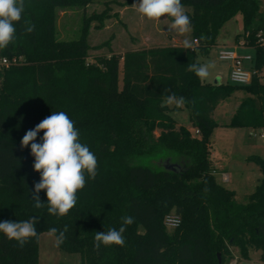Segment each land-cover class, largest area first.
Returning a JSON list of instances; mask_svg holds the SVG:
<instances>
[{"label":"trees","instance_id":"trees-1","mask_svg":"<svg viewBox=\"0 0 264 264\" xmlns=\"http://www.w3.org/2000/svg\"><path fill=\"white\" fill-rule=\"evenodd\" d=\"M89 2L25 0L16 39L0 50V59L9 61L0 68V222L35 216L38 234L67 225L58 249L78 254L80 264H229L233 249L243 259L259 250L264 262V160L249 157L262 176L246 203L238 204L235 193L215 180L209 158L217 126L264 133V83L252 77L247 85H205L187 70L240 15L243 44L255 50L253 68L264 71V50L256 43L259 31L264 36L261 0H181L191 8L190 49L126 50L90 63L84 17L77 39L56 36L57 11ZM23 20L35 25L32 33L24 31ZM165 88L185 98L197 133L176 124L164 104ZM228 100L237 105L219 123V108ZM54 111L67 113L98 161L96 178L86 177L76 206L62 218L48 214L47 205L34 207L31 192L40 174L30 146L20 147L25 133ZM166 160L178 171L165 167ZM39 196L47 202L45 190ZM168 215L179 217L176 227L165 224ZM124 216L134 217L123 233L125 245L96 249L95 232L119 229ZM0 264H38V239L20 247L0 233Z\"/></svg>","mask_w":264,"mask_h":264},{"label":"rangeland","instance_id":"rangeland-1","mask_svg":"<svg viewBox=\"0 0 264 264\" xmlns=\"http://www.w3.org/2000/svg\"><path fill=\"white\" fill-rule=\"evenodd\" d=\"M136 2L138 0H90L84 8L71 7L58 10L57 39L65 41L77 39L84 17L88 24L86 61L89 63L97 56L108 57L112 54L120 55L126 50L183 44L185 39L191 41L190 32L179 34L168 30L171 18L166 19L162 16L160 20H148L143 17L131 6ZM184 8L186 14L191 12L190 7ZM261 10L264 11V0H261ZM93 16L99 18H90ZM216 42L207 53L196 55L199 64L213 65L209 68V76L201 80L205 85L229 83L228 73L231 63L219 59L217 52L218 48L228 46L232 42L234 44L243 42L240 15H236L220 28ZM248 53L253 55L250 50ZM236 105L235 100H228L220 106V117L216 118L217 121L222 123L228 120ZM179 113L181 112L175 111V115ZM180 124L191 128L185 115H182ZM250 132L251 130L245 127L217 126L210 135L209 158L213 168L218 169L214 173V178L225 188L234 191L238 204L246 203L248 195L254 191L262 176L256 163L249 160V157L256 155L264 160V142L259 137L260 131H256L254 135H249ZM163 163L168 164V160ZM223 172L229 180L228 178L223 180ZM232 254L233 259L229 264H264L259 260V250H252L249 259L240 258L236 249L232 250ZM38 264H80V257L78 254L59 250L54 238L49 237L48 232H43L39 234L38 239Z\"/></svg>","mask_w":264,"mask_h":264},{"label":"clouds","instance_id":"clouds-1","mask_svg":"<svg viewBox=\"0 0 264 264\" xmlns=\"http://www.w3.org/2000/svg\"><path fill=\"white\" fill-rule=\"evenodd\" d=\"M25 6V0H0V50L7 48L16 39V24L22 21ZM131 6L148 20H160L162 16L166 19L171 18L169 31L186 34L192 30L190 17L186 14L181 0H138ZM22 27L26 33H32L35 25L23 20ZM183 46L185 49L192 47L187 39L183 41ZM212 66L191 63L187 70L205 80ZM164 92L168 93L164 98L165 105L176 108L185 105L186 100L183 96L178 97L167 88ZM41 132L43 136L37 142L38 134ZM29 146L30 154L34 157L33 169L40 174V179L34 184V190L31 192L34 207L39 209L47 205L48 214L62 218L76 206L77 192L85 188L87 179L96 178L97 157L87 145L80 142L79 130L64 111H54L33 129L28 130L20 141V147L23 149ZM41 190L46 192V203L41 202L39 196ZM38 222L39 218L35 216L17 222L2 221L0 233L23 247L31 239H39L36 230ZM132 223L134 217L124 216L119 229L109 228L106 232H95L94 247L96 249L101 245L123 247L125 245L123 233ZM67 231V225L63 230L52 227L48 230V236L54 238V243L58 247L65 242Z\"/></svg>","mask_w":264,"mask_h":264},{"label":"built area","instance_id":"built-area-1","mask_svg":"<svg viewBox=\"0 0 264 264\" xmlns=\"http://www.w3.org/2000/svg\"><path fill=\"white\" fill-rule=\"evenodd\" d=\"M193 43L196 44V40H193ZM256 43L264 50V36L260 31L256 34ZM241 44L244 45L243 42ZM217 56L219 59L227 60L231 63L228 73L229 83L235 85H247L251 82L252 77H256L260 80V82L264 83V71H258L254 68H243V61L248 60L250 58L249 56H240L234 51L227 49H219L217 52ZM15 62L16 59L13 58L12 63ZM8 64L9 61L7 59H0L1 66H6ZM255 132V130H251L249 135H254ZM194 133H197V131H195ZM259 137L261 138V141L264 142V133H260ZM222 177L223 180H227L225 175H222ZM179 221V217L174 215H168L165 217V224L170 227H176L179 224Z\"/></svg>","mask_w":264,"mask_h":264},{"label":"crops","instance_id":"crops-1","mask_svg":"<svg viewBox=\"0 0 264 264\" xmlns=\"http://www.w3.org/2000/svg\"><path fill=\"white\" fill-rule=\"evenodd\" d=\"M242 43V42H241ZM240 42L238 44H234L232 42V44L230 43V45L228 46H222L218 49H227V50H232L234 51L236 54L240 55V56H249L250 58L248 60H244L243 61V68L245 69H251L253 68V65H254V57H255V50L253 47H249V46H245V45H242ZM171 46H183V44H177V45H171ZM219 47V46H218ZM248 50L252 51V54L251 55L250 53H248ZM231 65V64H230ZM202 83V82H201ZM203 84V83H202ZM169 108H171L172 110L170 111V115L172 116V118L175 120V122L177 123V125H181L180 124V121H181V118H182V115H185V119L188 120L189 122V114H188V111L182 107V108H176V109H173V106H168ZM175 111H180L181 113H179V115H175ZM187 114V116H186ZM175 115V116H174ZM190 123V122H189ZM185 127V126H184ZM187 128V127H186ZM189 131L191 132H195L192 128H187ZM210 148H211V143H210ZM211 156H212V153H211ZM218 169H215V171H217ZM222 175H225L226 178L227 175L223 172ZM261 178V177H260ZM229 180V178H228ZM260 180V179H259ZM259 182V181H258ZM233 191V190H232ZM234 192V191H233Z\"/></svg>","mask_w":264,"mask_h":264},{"label":"water","instance_id":"water-1","mask_svg":"<svg viewBox=\"0 0 264 264\" xmlns=\"http://www.w3.org/2000/svg\"><path fill=\"white\" fill-rule=\"evenodd\" d=\"M165 167H167L168 169H175L176 171H178V166L174 165V164H166ZM220 262L219 256H218V263Z\"/></svg>","mask_w":264,"mask_h":264},{"label":"flooded vegetation","instance_id":"flooded-vegetation-1","mask_svg":"<svg viewBox=\"0 0 264 264\" xmlns=\"http://www.w3.org/2000/svg\"><path fill=\"white\" fill-rule=\"evenodd\" d=\"M166 165V164H165Z\"/></svg>","mask_w":264,"mask_h":264}]
</instances>
